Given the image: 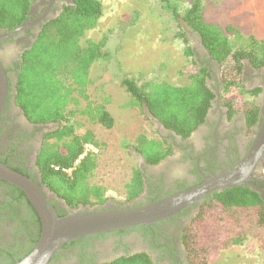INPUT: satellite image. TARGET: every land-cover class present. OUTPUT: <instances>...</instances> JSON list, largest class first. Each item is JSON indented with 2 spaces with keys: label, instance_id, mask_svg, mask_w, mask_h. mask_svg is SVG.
<instances>
[{
  "label": "trees",
  "instance_id": "obj_1",
  "mask_svg": "<svg viewBox=\"0 0 264 264\" xmlns=\"http://www.w3.org/2000/svg\"><path fill=\"white\" fill-rule=\"evenodd\" d=\"M33 1L0 0V27L10 30L26 21ZM163 1L175 18H181L201 37L204 47L218 63L222 64L231 55L237 61L236 71L240 68L241 56L255 64H264V42L249 51L242 50V54L233 53L219 26L204 20L200 0H193L181 15L169 0ZM100 16L98 0H72L64 6L56 18L44 24L31 48L24 52L16 83V103L32 122L58 123L55 131L45 135L37 165L42 182L70 207L106 200L101 186L87 182L96 167L95 155L86 153L80 158L85 144L96 145L93 134L90 131L76 134L65 114V107L72 99V89L65 80L71 79V84L82 87L88 82L90 65L102 56V41L80 44L81 36L96 25ZM188 53L191 54L190 49ZM205 76V69L197 68L190 73L186 86L153 81L138 85L133 76L122 78L120 84L135 104L146 107L166 129L185 138L203 122L214 97ZM236 81L234 78L229 82L223 80V90ZM94 117L106 128L112 126V118L104 108L96 107ZM134 148L149 164H156L170 153V147L163 139H147L144 135L138 136ZM141 185L140 172L136 171L127 184L130 200L139 193ZM12 187L26 199L20 189ZM39 233L25 253L6 264L24 257L34 246ZM247 237L257 239L264 253V206L254 191L242 186L214 192L206 198L183 233L191 264H212L211 260L220 249L240 244ZM104 264H151V261L146 255H132Z\"/></svg>",
  "mask_w": 264,
  "mask_h": 264
},
{
  "label": "flooded vegetation",
  "instance_id": "obj_2",
  "mask_svg": "<svg viewBox=\"0 0 264 264\" xmlns=\"http://www.w3.org/2000/svg\"><path fill=\"white\" fill-rule=\"evenodd\" d=\"M71 3L72 0L33 1L22 23L28 26L0 39V75L5 78L7 92L0 113V162L36 181L58 215L88 209L89 205L70 207L42 182L37 158L45 135L55 131L58 123L32 122L16 103L15 96L24 52L31 48L44 24ZM13 29L0 27V36ZM189 33L197 43L193 56L198 68L205 69V82L214 93L210 107L203 122L185 138L163 125L158 128L170 153L156 164L147 163L133 147L139 158L141 190L123 204L113 201L110 209L141 206L228 172L247 156L264 123V64L240 58V68L235 74H238L237 85L244 95L235 102L225 99L219 63L204 47L201 37L192 30ZM250 176L245 184L234 187L254 191L264 206V155L263 160L256 162ZM12 186L0 179V264L9 263L25 253L40 230L35 209ZM212 194L151 225L89 235L69 242L48 264H104L132 255H146L151 264H191L183 233L201 204ZM107 200L91 206L94 210H105L103 205Z\"/></svg>",
  "mask_w": 264,
  "mask_h": 264
},
{
  "label": "rangeland",
  "instance_id": "obj_3",
  "mask_svg": "<svg viewBox=\"0 0 264 264\" xmlns=\"http://www.w3.org/2000/svg\"><path fill=\"white\" fill-rule=\"evenodd\" d=\"M98 1L101 16L81 36L80 44L102 41V56L90 65L88 82L82 87L71 84V79L65 80L72 89L65 114L76 134L90 131L96 141L87 152L96 158V167L87 182L101 186L106 199L123 204L130 200L127 184L139 171V158L133 152L135 141L140 135L158 141L163 136L120 81L133 76L138 85L153 81L186 86L190 73L199 67L192 52L197 43L189 33L191 29L172 15L163 0ZM192 1L169 0L180 15ZM200 1L204 20L219 26L233 53L242 54V50L249 51L264 42V0ZM236 66L231 55L219 63L221 79L237 80ZM242 94L237 83L222 92L225 99L234 102ZM98 106L112 118L110 128L94 117ZM211 263L264 264V253L257 239L247 237L240 244L220 249Z\"/></svg>",
  "mask_w": 264,
  "mask_h": 264
},
{
  "label": "water",
  "instance_id": "obj_4",
  "mask_svg": "<svg viewBox=\"0 0 264 264\" xmlns=\"http://www.w3.org/2000/svg\"><path fill=\"white\" fill-rule=\"evenodd\" d=\"M26 26L28 24H21L11 32L1 35L0 39L8 38ZM6 95V82L2 74L0 75V113L6 101ZM144 109L156 127L161 128L162 124L147 111L146 107ZM263 155L264 123L244 160L226 173L206 178L195 186L141 206L110 209L113 200L108 199L103 205L105 210H94L89 205L88 209L76 210L63 216H58L36 181L0 162V179L14 185L24 193L40 220V233L34 246L13 264H48L64 245L82 237L151 225L171 217L215 191L245 184L251 178L250 173L256 162L263 160Z\"/></svg>",
  "mask_w": 264,
  "mask_h": 264
},
{
  "label": "built area",
  "instance_id": "obj_5",
  "mask_svg": "<svg viewBox=\"0 0 264 264\" xmlns=\"http://www.w3.org/2000/svg\"><path fill=\"white\" fill-rule=\"evenodd\" d=\"M89 150H92L91 149V145L89 144H85L84 145V150H83V153L80 155V158H82ZM77 162V161H76ZM67 171H71V169H68Z\"/></svg>",
  "mask_w": 264,
  "mask_h": 264
}]
</instances>
